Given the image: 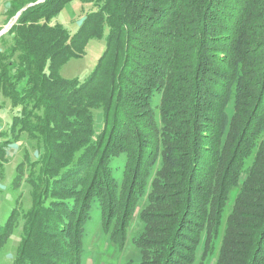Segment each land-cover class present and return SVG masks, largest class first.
Segmentation results:
<instances>
[{
  "label": "trees",
  "instance_id": "obj_1",
  "mask_svg": "<svg viewBox=\"0 0 264 264\" xmlns=\"http://www.w3.org/2000/svg\"><path fill=\"white\" fill-rule=\"evenodd\" d=\"M39 1L13 0L8 19L33 5L0 37V109L9 100L14 112L0 132V180L5 147L29 140L12 181L22 194L5 228L24 219L15 263L34 264L36 238L67 218L81 244L94 202L110 226L120 215L115 201L127 200L125 234L147 200L181 214L174 240L189 215L199 219L185 259L193 264L201 242L203 252L217 248L235 193L217 264H264V0H81L92 10L74 36L54 23L74 0ZM105 30L94 73L82 83L60 78L63 64ZM121 155L119 184L112 163ZM163 190L172 196L163 199ZM169 245L159 264L177 255Z\"/></svg>",
  "mask_w": 264,
  "mask_h": 264
},
{
  "label": "rangeland",
  "instance_id": "obj_2",
  "mask_svg": "<svg viewBox=\"0 0 264 264\" xmlns=\"http://www.w3.org/2000/svg\"><path fill=\"white\" fill-rule=\"evenodd\" d=\"M31 5L33 4L27 5L12 17V19H8L7 16L6 23L0 26V33L2 35L6 34L17 22L22 11L26 10V8ZM91 10V5H84L81 0H74L59 13L54 19V23L62 24L69 34L74 36L80 31L83 19L91 12ZM107 34L108 31L105 30L103 38H89L81 56L71 57L63 64L59 71V77L67 81H78L80 83L88 79L94 73L100 58L106 50ZM2 35H0V37ZM158 100L159 98L157 97L155 103H158ZM6 102V109L9 112L7 120L11 126L14 113L10 111L12 108L11 102L9 100ZM228 111L229 114L232 115V105L229 107ZM95 113L97 116L96 132L99 133L101 130L100 124L102 122V114L98 112ZM28 141L27 138L25 143H28ZM25 143H21V150H18L15 159L10 163V169L12 171L17 164L22 162L25 158V151L27 149V144ZM158 157L159 156L153 155L152 159L149 162L148 160L145 161V163H152V160L157 159ZM253 158L254 156L248 159L247 166L253 162ZM157 162L159 166L156 167L155 171L157 169L159 170L161 167L160 159ZM126 163L125 155L119 156L112 163L114 176L119 184L123 180L122 175L123 170L127 165ZM145 177L146 176L144 175L142 178L145 179ZM88 178L89 175L86 178V185L91 182L90 178L89 180ZM241 181H243V179H241ZM129 187L130 182L128 183L127 190H129ZM3 191H5V193H2L3 195L0 200V264H18L17 262L15 263V261L18 259V251L24 234V219L18 217L19 225L15 227L14 224H11L12 228H10L8 232L6 231L8 229L9 219L15 208V201L18 196L22 194V191H20V195L18 192L13 193L12 190L8 192L7 189H5ZM23 191H26L23 199L24 205L22 206L25 210H22L20 207L21 205L18 204L17 207L19 209L16 211L22 210L23 212H27L32 203L30 202L31 199L28 190L24 188ZM160 192L163 194V199H167L173 194V191L169 190H163ZM175 195L176 194H174V196ZM9 196H12V198H9ZM235 196L236 194L233 193V197H231L229 206L224 214L223 225L219 237L216 240L217 248H215L212 254L203 252L204 242H201V245L198 247V257L193 264H217L220 255L221 241L222 238H224L227 218L232 210ZM126 203H128L127 200L126 202L122 201L119 203L115 201V204L118 206V210L115 211L119 212L120 215L117 217V221H114V223L109 226L106 221L107 211L104 215L98 202H94L90 210L89 220L84 227L83 236L80 239L81 244L80 242L76 243V237L73 235L74 229L76 228L74 217L69 216L71 219L74 218L72 219V224L68 223L67 218L65 219L67 222L63 223L62 221L59 224L58 230L54 233H43L40 239L36 238L35 240V253H37L38 259H35L34 264H159V260L162 262L168 254V244L171 246V251L172 248H175V251L177 250V255L171 257L169 264H187L190 261L185 259L186 256L191 257L192 249L196 243L197 231L199 230L200 225L199 219L197 220V218H192L189 215L185 220L186 222H183V226L178 230L174 240V234L176 233L177 225L179 224L176 220L178 221V217H180L181 214L171 211L172 209L170 210L164 206L156 205L155 203L151 204L147 202V200H141L142 205L135 209L134 216L131 218V222L128 223V229L124 234L122 233V230H125V221H122L126 220V217L130 214ZM125 208H127V211L124 212ZM192 210H194L193 212L196 216H202V213L198 211V209ZM180 212L182 213V211ZM142 214H145L148 217L147 221H142ZM81 217L83 220V214ZM168 217L175 221V225L177 224L176 227L171 229L167 226L168 221L166 218ZM174 217H176V220ZM76 225H78V223ZM6 227L7 229H5ZM5 233L7 234L6 236ZM172 244L175 246H172ZM38 245H42L43 247L39 248L40 246Z\"/></svg>",
  "mask_w": 264,
  "mask_h": 264
},
{
  "label": "crops",
  "instance_id": "obj_3",
  "mask_svg": "<svg viewBox=\"0 0 264 264\" xmlns=\"http://www.w3.org/2000/svg\"><path fill=\"white\" fill-rule=\"evenodd\" d=\"M12 1L13 0H0V26H2V24L6 23L8 10L12 4ZM10 111H11V109H10ZM8 114H9V112L6 109V106H4L0 109V132L5 131L10 126L9 122L7 120ZM26 139H27V136L23 135L21 137L20 141H18L17 143H11L5 147L6 157H5V159H3V174H4V176H3L2 180H0V200H1V196L3 195L2 193H5V191H3L5 189H7L8 192L12 190L13 193H15V191L12 188V181H13V178H14L15 173H16V167L18 166L19 163L13 169V171L10 169V165H11L10 163L12 160L15 159L18 150H21V146H22L21 143H25ZM25 144L28 145L29 141H28V143H25ZM9 198H12V196H9ZM14 198H15V195H14ZM15 204H16V201H15Z\"/></svg>",
  "mask_w": 264,
  "mask_h": 264
},
{
  "label": "water",
  "instance_id": "obj_4",
  "mask_svg": "<svg viewBox=\"0 0 264 264\" xmlns=\"http://www.w3.org/2000/svg\"><path fill=\"white\" fill-rule=\"evenodd\" d=\"M43 0H40L39 2H42ZM0 35H2L1 33H0Z\"/></svg>",
  "mask_w": 264,
  "mask_h": 264
}]
</instances>
